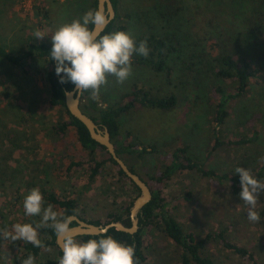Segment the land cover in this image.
<instances>
[{
    "label": "rangeland",
    "instance_id": "rangeland-1",
    "mask_svg": "<svg viewBox=\"0 0 264 264\" xmlns=\"http://www.w3.org/2000/svg\"><path fill=\"white\" fill-rule=\"evenodd\" d=\"M90 1L0 0V44L7 52L18 54L27 42H50L61 24L81 18L91 9ZM202 1L119 0L116 31L131 30L135 38L156 34L175 47L162 71L132 63L126 81L117 83L109 76L94 99L105 106L134 88L152 96L174 94L176 103L171 109L132 108L122 116L120 135L113 139V143L145 148L140 155H120L145 180L169 164L173 151L183 144L190 157L217 172H235L237 166L257 169L264 162V80L253 78L245 94L227 101L222 144L212 150L215 124L211 116L218 97L212 90L207 63L197 64L201 53L209 61L222 50L248 55L264 66V43L258 41L264 0H207L201 6ZM254 27L258 33L252 36ZM38 32L46 36L38 38ZM46 65L36 58L26 61L22 69L0 59V230L12 231L16 223H30L23 200L36 186L57 196L75 197L78 215L102 224L109 214L122 213L139 194L106 160L102 149H97L96 156L105 161L89 181L88 152L76 140L74 129L68 128L63 136L54 130L68 116L65 108L47 101ZM225 84L232 88L229 80ZM162 196L164 208L196 238L227 228L232 242L253 252L264 264V219L249 221V206L230 194L225 182L183 170L169 178ZM262 205L264 192L259 194L255 210ZM142 240L145 260L140 264H178L179 249L162 232L158 220L143 229ZM10 241L0 236V264H11L15 252ZM57 252V246L44 248L39 260L56 257ZM203 252L214 264H252L218 240L210 239Z\"/></svg>",
    "mask_w": 264,
    "mask_h": 264
},
{
    "label": "trees",
    "instance_id": "trees-1",
    "mask_svg": "<svg viewBox=\"0 0 264 264\" xmlns=\"http://www.w3.org/2000/svg\"><path fill=\"white\" fill-rule=\"evenodd\" d=\"M208 1L205 0L204 3ZM90 7L92 10H96V0H91ZM111 3L115 9V17L105 30L99 35L102 36L106 33L115 32L114 21L120 15L118 14L119 0H111ZM203 1L201 6L205 5ZM200 6V7H201ZM92 27V25H90ZM262 33L259 34V43H264V24ZM251 32L252 36L257 35V27H254ZM137 44L141 40H147L149 53L142 56L139 54H133L132 63L143 64L151 67L155 72H160L167 67L166 61L171 53L175 51V47L168 38L157 36L156 34L139 35L136 38ZM52 48V42H27L23 46L18 54H11L7 52L5 47L0 44V59L6 60L13 66L25 68V63L31 59H39L47 62L44 69V78L49 86V95L47 101L52 106H61L65 108L64 92L65 90H71L74 86L70 81L67 83H61L60 76L56 74V61L50 60V50ZM205 53H201L197 57V64L202 66L203 62H206V68L209 74L213 78L212 90L218 97V102L212 113V121L214 127L212 128L213 145L212 150L216 149L220 144L222 125L225 123L228 115L227 101L233 97H240L245 94L253 78L264 80V66L248 55L241 53H234L231 51H219L209 61L204 59ZM26 71V69H25ZM63 75V73L61 74ZM229 80L232 84V88H229L225 81ZM229 88V89H228ZM176 98L174 94H168L163 96H152L146 90L134 88L131 92L123 95L117 100L108 102L105 106L99 105L96 100L91 98L90 91H85L80 97V108L94 121L105 125L108 128L111 139L120 135L121 118L123 115H127L132 108L138 106H151L157 107L162 110H168L175 106ZM68 120L58 122L54 130L59 136H63L68 128H73L76 134V140L78 143L88 152V166L90 169L89 181H93L95 176L99 173L101 166L105 160H98L96 156L97 149L105 150V148L98 144L96 141L90 138L87 128L78 119L69 114L65 108ZM117 154L120 156L122 153H136L140 155L145 152V148L138 150L137 144H124L123 142H114ZM188 146L183 144L182 147L176 148L172 154V161L169 164L161 166L162 168L156 175L150 176L148 179H144L152 191V199L145 204L141 212L138 215L139 228L134 234L116 230L110 228L106 233L99 235H83L78 238L83 242L88 239H99L102 235H112L120 242L126 245H133L135 248V258L138 259L139 264L145 260V254L143 252V240L142 231L144 228L153 224L158 220V225L162 232L175 244L179 249L178 264H214L210 255L203 252L205 244L210 240H218L220 244L225 248L233 252L234 254L247 258L252 264H261L256 260L253 252H250L244 246L238 245L230 240L227 234V228L215 230L207 233L203 238H196L191 232L184 230L177 219L170 214L164 208V197L162 196L163 188L166 185L169 178L183 170H195L204 177H210L215 179L218 183L225 182L228 185L230 194L239 196L241 191L240 176L236 172H217L214 169H206L202 164L195 161L187 154ZM106 151V150H105ZM107 153V152H106ZM121 157V156H120ZM106 160L110 161L117 167V173L128 180L130 185L135 191H139L137 186L124 174L118 164L113 158L108 155ZM76 163H71L75 165ZM128 166V165H127ZM131 171L137 173L132 167L128 166ZM251 173L260 181H264V162L257 169H252ZM138 174V173H137ZM45 201V207L51 203L54 206V210H58L65 215H78L77 202L73 196H57L53 192L41 190ZM132 204L127 206L120 214L111 213L107 216V223L113 221H121L125 226H130L129 208ZM261 220L264 219V205L260 206L256 210ZM80 217V216H79ZM82 220L92 224H102L99 220H86L80 217ZM37 216H31L30 223L35 226L40 221ZM50 223V222H49ZM73 221L71 225H74ZM39 238L42 241L43 247H35L31 243L17 240L10 241V246L14 250V255L11 259V264H21L23 259H26L29 254L35 256L36 264H58L59 259L63 253L58 249L56 257L46 258L42 261L39 260L41 252L44 248L56 246L55 237L56 233L53 228L49 226L40 227L38 229Z\"/></svg>",
    "mask_w": 264,
    "mask_h": 264
},
{
    "label": "clouds",
    "instance_id": "clouds-1",
    "mask_svg": "<svg viewBox=\"0 0 264 264\" xmlns=\"http://www.w3.org/2000/svg\"><path fill=\"white\" fill-rule=\"evenodd\" d=\"M106 20L105 13L89 9L81 18L61 24L51 35L50 60L56 61L55 72L61 83L70 81L75 85L77 95L90 91L91 98L98 99L101 86L108 83L109 76H114L121 84L131 76L134 53L145 57L149 53L147 40L137 44L131 30L97 37L90 25H103ZM44 36L39 32L36 34L41 39ZM234 171L240 176V200L249 206L247 218L259 223L261 218L255 209L259 194L264 192V181L258 180L248 168L237 166ZM23 208L27 216H39L40 221L35 226L33 223H16L12 231L0 230V236L43 247L38 229L49 226L64 242L58 264H139L134 246L126 245L112 235L104 234L99 239L83 242L77 240L71 227L74 217L54 210L51 203L45 207L39 186L24 197ZM21 264H36L35 256L29 254Z\"/></svg>",
    "mask_w": 264,
    "mask_h": 264
},
{
    "label": "water",
    "instance_id": "water-1",
    "mask_svg": "<svg viewBox=\"0 0 264 264\" xmlns=\"http://www.w3.org/2000/svg\"><path fill=\"white\" fill-rule=\"evenodd\" d=\"M96 10L106 14L107 20L103 25L92 26V29L97 37L105 30L110 22L115 17V9L111 0H96ZM81 94L77 95L75 92V85L71 90H65L64 101L65 108L71 116L78 119L87 128L90 138L102 145L108 155L118 164L124 174L137 186L139 190L138 196L134 199L131 207L129 208L130 226H125L121 221H113L106 224H92L82 220L77 215L74 217V225H71L74 230L75 237L83 235H99L106 233L110 228H115L123 232L134 234L139 228L138 215L142 207L152 199V191L148 184L143 180L139 174L130 170L123 159L117 154L113 140L111 139L108 128L94 121L90 116L83 112L79 106ZM72 221V222H73ZM55 243L58 249L63 253L64 242L59 236L55 237Z\"/></svg>",
    "mask_w": 264,
    "mask_h": 264
}]
</instances>
